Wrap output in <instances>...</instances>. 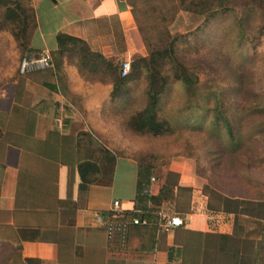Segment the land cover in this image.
<instances>
[{
	"label": "crops",
	"instance_id": "0c3cea01",
	"mask_svg": "<svg viewBox=\"0 0 264 264\" xmlns=\"http://www.w3.org/2000/svg\"><path fill=\"white\" fill-rule=\"evenodd\" d=\"M32 6L37 27L29 52L37 56L47 51L50 65L0 85V241L18 248L19 262L32 258L42 264H169V248L183 247L189 232H201L215 239L208 236L207 243L193 244L189 262L193 258L196 264H230L228 253L233 252L219 250L218 236L244 238L237 217L246 216L208 207L215 200L208 196L193 161L184 157L167 163L164 178H150L152 195L165 183L172 188L155 212L151 236L147 226L132 234L129 249H123L120 240L109 245L105 224L112 201H119L123 214L134 209L138 162L132 155H118L108 185L79 189L77 166L86 160L85 147L91 148L79 136H106L94 118L108 110L110 85L92 79L78 61L65 57L58 66L56 35L79 38L107 59H130L135 21L124 0H32ZM172 215L183 224L166 229L159 225L161 217ZM149 237L153 249L140 251L141 241L148 246ZM248 239L255 241V250L261 235L259 240ZM231 246L235 251L239 244ZM171 259L178 263L176 254Z\"/></svg>",
	"mask_w": 264,
	"mask_h": 264
},
{
	"label": "trees",
	"instance_id": "16d2710c",
	"mask_svg": "<svg viewBox=\"0 0 264 264\" xmlns=\"http://www.w3.org/2000/svg\"><path fill=\"white\" fill-rule=\"evenodd\" d=\"M159 2H162V0L144 1L143 14L145 18L146 16L153 18L155 15L165 17L164 10L159 5ZM172 2L175 3V8L178 10L203 16L205 20L219 13L231 12L236 19L235 22L237 25L243 28L242 31L251 22V15L264 11V0H172ZM135 5L134 0H131V14L138 30L144 32L142 15L138 13ZM36 27L37 21L32 0H0V31L3 28H9L13 39L16 41L17 50L22 57L25 54H30V43ZM164 32L166 33L165 36H162V32L157 36L155 43L157 48L155 50L150 49L147 56L137 55L133 57L130 71L124 77L119 74V70L111 59H107L99 52L91 51L85 41L63 33L56 35L58 43L56 63L58 66H62V61L65 57L71 60V62L74 60L78 61L80 68H85L87 74H90L92 79H100L102 82L108 83L110 85L108 109H118L119 105L123 104L125 99L121 97L125 96L124 93L126 92L125 88H127V84L144 77L147 83L143 90L146 103L140 107L141 104L138 98L137 101L136 98L133 101L130 98L133 106L135 105L136 111L130 114L127 125L139 134L149 133L153 136L164 135L169 133L172 128L169 121L160 116L159 102L163 92L171 83L170 77L174 81L181 82L188 90L193 89V80L187 70L190 67L186 68L184 66L178 52L181 42L186 45V50L190 48L191 41H189L187 34L192 32L178 34L174 37L169 36V31L164 30ZM229 36L227 34L224 37L223 42L225 46L229 44ZM207 55H210L207 57V61L214 65L217 54L215 57H213L214 54L211 52ZM218 61L225 67L226 65L228 66V63L224 59L218 58ZM19 64L11 75L4 77L0 81V85L19 75ZM168 65L170 68L167 67ZM231 82L237 83L236 87L232 89L221 88L215 91L217 92L218 98H207L214 101L213 108L208 109L205 106L198 107L201 113L205 111L202 116L203 123H210V127L212 128L211 132L213 134H209L206 140V154L214 155L212 160L215 162L212 167L214 168V172H218L220 176H215L214 173L206 176L203 174L199 175L197 171L196 174L206 179L208 196L211 200H215L209 202L208 207L213 209L216 207L221 208L222 211L233 213L235 216L245 215L247 218H264V178L260 174L261 171H258L264 166V143L256 139L258 136L260 140L264 137V98H259V102L253 106H247L245 98H240L238 95L240 94L243 83L241 77L234 75V80ZM230 92L232 93V98H221V95ZM209 95L216 96L214 92H211ZM116 98H121L119 104L116 102ZM225 99L229 100V103L232 104L231 108L233 110L231 115L226 111H229L230 104L227 105L223 101ZM252 122V130L246 134V137L251 141L253 140L254 143L244 145L246 139L244 127L251 125ZM204 124L195 126L190 130H204ZM80 135L79 140L85 137L86 144H91V148H89L91 150L87 146L85 149L83 148L86 160L80 162L77 166L80 177L79 189H85L89 184L108 185L111 182L116 156L118 155H132L138 162L134 209L125 211L123 215L110 220L111 232L109 234V245L120 240L122 242V248L129 249L133 233L140 231V228L149 227L148 233L151 236V233L155 230V212L158 211L163 199L167 197V193L172 192V188L165 183L156 196L152 195L150 193V178L152 175H159L161 178H164V174H160L159 168L163 166L165 169L170 160L163 159V161H160V158L157 157V159L153 154L144 156L130 153L128 151L131 149H127L126 147L115 148L118 151H126V153L122 151L114 153L110 147L99 144L93 135H89L88 133H82ZM228 143H232V148L228 147ZM224 152L241 157H238L234 161L230 156L225 155L223 158L227 160V163L225 160H221L217 164L219 166L225 164V166H221L222 168L219 166L216 167V159L221 157ZM190 155L192 156V154L188 156ZM252 170H257L258 176L251 177L249 171L251 173ZM168 175L169 172L167 173V177ZM135 210H140V213L135 212ZM136 217L140 220L146 219L147 223L135 224L133 219ZM260 231H264V223L259 220L256 228L251 230V232H247V234L258 235ZM208 236L215 239L214 235L201 232L195 235L189 232V236H186V243L183 247L169 248V262L171 264H196L193 258L189 262V258L195 253V249L190 247L201 241L206 242ZM218 237L221 241L219 245L220 251L235 253V256L228 253L229 258L227 260L230 264H264V243L258 242L256 249L253 250V241H250L247 235L241 239H233L228 235H219ZM235 241L238 242L239 247L235 251H232L231 244L232 242L235 243ZM153 243L152 238H150V241H147L146 244L148 246H143L141 241L138 249L140 251H151L153 249ZM113 245L115 246V244ZM249 246H252L251 251L253 252H250ZM17 251L18 248L6 246L0 241V264H10L13 262L14 257L17 256ZM173 254H176V257H178V263L171 262ZM1 256L5 258L1 259ZM20 264H42V262L39 259L25 258L20 260Z\"/></svg>",
	"mask_w": 264,
	"mask_h": 264
},
{
	"label": "rangeland",
	"instance_id": "374dc122",
	"mask_svg": "<svg viewBox=\"0 0 264 264\" xmlns=\"http://www.w3.org/2000/svg\"><path fill=\"white\" fill-rule=\"evenodd\" d=\"M124 1L132 9L131 0ZM144 1L134 0L136 3L135 8L142 15L144 32H140L135 25V32L132 36L135 50L133 54H130V61H133L134 56H147L150 49L155 50L157 48L155 45L156 38L160 32H162V36H165L164 30L169 31L170 37L192 32L187 34L189 41H191L190 48L186 50V45L181 42L178 52L184 66L186 68L190 67L187 70L193 80V89L188 90L181 82L174 81L170 77L171 83L163 92L159 102V114L169 121L172 130L164 135L153 136L149 133H136L127 125L130 114L136 111L135 105L133 106L132 103L133 99L136 98L137 101L138 98V101L140 100V107L146 103L143 90L147 83L144 77L130 82L125 88V96L121 95V98H125L123 104H120L118 109H108L105 111L106 113L103 111L101 118H94V121L101 125L102 130L107 133L106 136L93 133V137L99 144L110 147L114 153L122 151H118L115 148L126 147L131 149L128 151L130 153L144 156L153 154L156 158H160V161H163V159L172 160L178 157L189 158L193 161L195 172L197 171L199 175L203 174L206 176L214 173L215 176L219 177V173L214 172L212 167L215 162L212 160L214 155L206 154V140L209 134H213L211 132L212 128L210 123H203L202 116L205 111L201 113L198 107L213 108L214 101L207 98H218L215 91L221 88L232 89L236 87L237 83L231 82L234 80V75H239L243 81L240 94L238 95L240 98H245L247 106H253L259 102V98H264V11L251 15V22L242 31L243 28L237 25L236 19L231 12L219 13L205 20L203 16L178 10L172 0L159 2L165 13L164 18L161 15H155L153 18L146 16L145 18L143 14ZM227 34L230 35L229 44L225 46L223 41ZM147 39L150 46L148 41H146ZM209 52L214 54L213 57L217 54L214 65L207 61V57L210 56L207 55ZM218 58L224 59L228 66L226 65L225 67L218 61ZM21 59L22 55L17 50L16 41L13 39L9 28H3L0 31V81L4 77L11 75L18 67ZM124 59L125 57L117 56L112 59L117 69H119L120 63ZM167 67L170 68L169 65ZM211 92H214L216 96H210ZM121 98L115 99L118 104ZM130 98H132V101H130ZM221 98H232V93H225L221 95ZM223 101L227 105L230 104L229 100L225 99ZM231 107L232 104L229 105V111L226 110L230 115L233 110ZM202 124L205 126L204 130H190ZM252 127L253 122L251 125L244 127L246 138L244 145L254 143L253 140L251 141L246 137V134L251 132ZM256 139L264 143V137L262 140H260L259 136ZM228 144V147L232 148V143ZM122 152L126 153V151ZM189 154H192V156H188ZM225 155L230 156L234 161L241 157L224 152L221 157L216 159V167L219 166L217 164L221 160H225L223 158ZM225 162L227 163V160ZM221 166L224 167L225 164H221L219 167ZM258 171H261L260 174L264 178V166ZM159 172L162 175L164 174L163 166L159 168ZM249 174L251 177L258 176L257 170H252L251 173L249 171ZM203 179L207 184L206 179L204 177ZM240 217L238 216V222L243 228L240 230L242 236L247 235L259 240L258 236L261 235V239L257 242L264 243V231H260L258 235L247 234V232H251V230L256 228L260 219L256 217ZM249 247L250 252H253L251 251V246ZM4 258V256H1V259ZM10 264H20V262L17 257H14V261Z\"/></svg>",
	"mask_w": 264,
	"mask_h": 264
},
{
	"label": "built area",
	"instance_id": "2783aa9c",
	"mask_svg": "<svg viewBox=\"0 0 264 264\" xmlns=\"http://www.w3.org/2000/svg\"><path fill=\"white\" fill-rule=\"evenodd\" d=\"M50 65V56L47 51H44L41 55H33V54H25L19 64V73L20 74H26L31 71H35L39 68H45ZM131 68V61L130 59H125L120 64L119 74L121 76L128 75ZM153 180V177L151 178ZM135 212L140 213V210H135ZM123 215V211L119 208V201L113 200L112 201V208L110 210V220L112 218H115L117 216ZM110 220L107 221V224H105L107 228L108 235L111 232V223ZM133 222L135 224L138 223H147L146 219H139L134 218ZM183 224L182 219L178 215H172L168 218L161 217L159 221V225L163 228H170V227H177L181 226Z\"/></svg>",
	"mask_w": 264,
	"mask_h": 264
}]
</instances>
